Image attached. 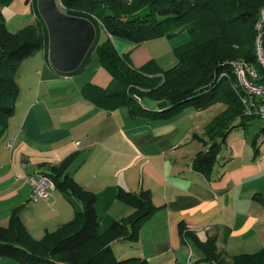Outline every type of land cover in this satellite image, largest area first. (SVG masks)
<instances>
[{
	"label": "crops",
	"instance_id": "obj_1",
	"mask_svg": "<svg viewBox=\"0 0 264 264\" xmlns=\"http://www.w3.org/2000/svg\"><path fill=\"white\" fill-rule=\"evenodd\" d=\"M104 35L101 42L110 37L106 31ZM111 38L136 67L152 59L163 69L174 66V54L166 53L165 60L154 51L156 44ZM170 55L172 64H167ZM50 61L49 48H43L18 69L15 113L0 139V225H8L10 213L21 205V218L36 239L69 223L75 207L65 193L55 188L48 197L34 200L27 176L46 172L76 154L70 174L85 189L150 190L159 207L142 223L137 240L112 242L117 259L138 256L151 264H190V259L192 264H210L197 247L184 243L182 222L201 240L216 236L218 250L230 261L235 254L264 248V205L253 199L254 193H264V138L257 140L259 152L254 156L256 132L236 128L218 154L211 177L193 169L195 155L206 148L199 136L208 139L206 127L227 109L225 103L203 110L187 105L170 119L132 117L126 106L107 110L83 95L87 84L105 88L112 82L97 55L70 74H62ZM153 105L164 107L159 101ZM134 211L116 200L109 214L119 221ZM0 264L23 263L0 257Z\"/></svg>",
	"mask_w": 264,
	"mask_h": 264
},
{
	"label": "trees",
	"instance_id": "obj_2",
	"mask_svg": "<svg viewBox=\"0 0 264 264\" xmlns=\"http://www.w3.org/2000/svg\"><path fill=\"white\" fill-rule=\"evenodd\" d=\"M14 0H0L8 5ZM62 9L75 16L100 24L110 35L99 43L95 40L81 66L82 70L95 54L112 74L109 86L87 84L83 95L100 107L112 110L126 106L132 117L147 115L151 119H170L187 105L203 110L222 102L227 109L207 125L202 138L206 148L193 160V169L211 177L218 157L230 132L246 129L257 118L245 113L242 89L234 84L233 61L244 58L256 64V24L264 9V0H59ZM185 28L192 40L175 48L179 62L163 69L156 60L141 67L134 66L129 54L119 52L111 36L141 44L152 39L170 37L173 31ZM49 31L45 21L25 25L17 32L7 27L0 10V139L16 109L20 93L18 69L24 59L40 49L49 48ZM72 73V72H71ZM62 74H70L63 72ZM164 107L155 109L153 102ZM152 102V103H151ZM263 125L253 137L256 155L258 141L264 138ZM76 154L59 165H51L45 173L74 204L75 216L57 230L36 239L27 229L20 212L13 209L8 226L0 225V257H10L23 264H151L134 256L117 259L112 242L117 239H138L142 223L159 207L150 190L128 191L109 186L101 192L85 189L70 174ZM253 199L264 205V193ZM121 200L135 211L129 218H113L111 205ZM180 231L184 243H191L202 252V260L210 264H264V248L255 253L235 254L227 260L218 250L217 237L201 240L183 222Z\"/></svg>",
	"mask_w": 264,
	"mask_h": 264
},
{
	"label": "water",
	"instance_id": "obj_3",
	"mask_svg": "<svg viewBox=\"0 0 264 264\" xmlns=\"http://www.w3.org/2000/svg\"><path fill=\"white\" fill-rule=\"evenodd\" d=\"M39 13L49 30L50 59L56 69H78L96 40L92 20L65 12L58 0H38Z\"/></svg>",
	"mask_w": 264,
	"mask_h": 264
},
{
	"label": "built area",
	"instance_id": "obj_4",
	"mask_svg": "<svg viewBox=\"0 0 264 264\" xmlns=\"http://www.w3.org/2000/svg\"><path fill=\"white\" fill-rule=\"evenodd\" d=\"M256 29V64L260 70H257L254 64L247 63L244 58L235 59L233 61L236 76L234 87L245 92L241 96L245 113L264 119V9L257 21ZM27 179L32 185L31 198L34 200L48 197L56 188L54 180L45 172L36 171L27 176ZM189 263L192 264L191 259Z\"/></svg>",
	"mask_w": 264,
	"mask_h": 264
},
{
	"label": "rangeland",
	"instance_id": "obj_5",
	"mask_svg": "<svg viewBox=\"0 0 264 264\" xmlns=\"http://www.w3.org/2000/svg\"><path fill=\"white\" fill-rule=\"evenodd\" d=\"M31 1L32 0H14L12 3L8 5H4L0 3V10H2V12L5 15L7 27L10 28V31L17 32L23 27H25V25L32 24V23L36 25L39 21V18L42 19V16L39 13L40 11L38 7V0H33V3ZM58 3H59V0H58ZM60 7L62 8L61 5ZM34 8L38 10L37 14L34 12ZM96 29H97L96 40L100 43L105 37L104 35L105 31L103 30L102 25L100 24L97 25ZM173 32H174L173 35H171L170 37H162V38L152 39V40L145 41V42H148L149 44L148 43L147 44L150 46H152V44H156L154 47V51L158 55H161V56L165 55L164 56L165 60L167 59L166 53L169 54L171 52L172 54H174V66H175V64L179 62V59L175 52V48L191 41L192 35H191V32L188 31L187 29L185 30V28H178L177 30ZM49 53H50V50H49ZM172 58L173 56L170 55V58L167 61V64H172ZM254 66L256 67L257 70H260V67L257 64H255ZM262 125H263L262 118L261 119L256 118L251 123V125H249V130L251 132L253 131L252 133L257 132ZM252 147L254 148V152H255V146L253 145V142H252ZM257 155L256 153H254V156H257ZM8 225H2V226H8Z\"/></svg>",
	"mask_w": 264,
	"mask_h": 264
}]
</instances>
